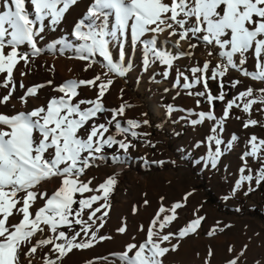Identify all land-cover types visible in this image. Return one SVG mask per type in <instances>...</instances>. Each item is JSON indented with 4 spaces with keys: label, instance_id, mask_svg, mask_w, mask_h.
Listing matches in <instances>:
<instances>
[{
    "label": "snow or ice",
    "instance_id": "1",
    "mask_svg": "<svg viewBox=\"0 0 264 264\" xmlns=\"http://www.w3.org/2000/svg\"><path fill=\"white\" fill-rule=\"evenodd\" d=\"M77 3L78 0H30L29 10L26 0H2L0 89L4 91L0 92V106L6 108L16 98L14 71L18 65L23 62L28 67L45 52V47L40 46L46 39L44 33L58 30L66 14ZM164 34L167 38L161 41ZM71 36L79 43L54 38L46 44V49L58 51L61 55L66 50H74L75 56L70 58L84 61V71L97 64L103 71L91 79L66 80L54 88L61 95L51 97L46 105L31 110L0 112V264H34L42 249H47L39 257L42 264H63L64 258L73 250L91 249L98 243L113 239L99 233L106 225L111 209L110 197L119 174L107 176L95 187L91 178L85 180L83 177L100 161L124 162L129 150L137 147L133 141L150 135L137 131L149 125L148 119L129 118L121 122L120 118L125 117L126 110L131 107L126 101L117 108H108L104 104L115 78H125L134 67L126 43L132 50L141 52L143 71H148L157 62L165 66L164 78L169 77V70L176 60L192 58L194 52L191 50L200 45L207 50V57L216 60L214 65L212 59H205L202 66L190 67L191 78L177 69L173 84L174 88L180 87L190 96L204 97L211 106L207 112L185 110L188 116L197 117L190 120L192 126L205 120L214 122L211 134L206 137L207 154L196 160L197 164L217 169L221 157L238 140L235 134L227 142L221 137L234 107L249 115L243 120L245 129L260 124L250 117L254 105H264V87L258 90V95L251 86L240 91L227 101L220 117L214 115L213 101L225 100L227 93L223 91V78L231 70L252 81L264 83V0H89V6L74 24ZM173 37L176 39L172 40ZM182 42L187 43L189 50H181ZM169 43L170 48L167 47ZM250 54L255 61L254 70L246 67ZM20 74L24 76L26 72ZM181 78L183 84L180 83ZM208 80L218 81L219 95L211 94ZM241 83V80L233 79L230 87L236 88ZM47 84L51 85L52 81ZM199 84H203L204 91H191ZM45 86L26 87L21 81L19 89L24 90L18 97L21 105L26 106L29 98L37 97L39 89ZM82 87L96 89V96L77 99ZM120 92L122 98L123 89ZM196 103L199 106L201 101L197 99ZM173 111L172 105L167 106L166 114ZM258 111L264 113V107ZM104 113L110 115L103 122H98ZM141 115L147 116V113ZM188 116L180 119L187 121ZM236 119L242 118L237 116ZM145 143L150 147L156 146L151 141ZM204 143L199 141L194 147L199 148ZM247 145L248 149L241 155L240 176L231 189L233 195L246 183H264V139L252 135ZM114 147L116 152L106 156V150ZM249 157L260 164L255 174L248 167ZM152 163L162 165L165 161ZM54 180L59 184L49 195L43 186ZM252 190L249 187L244 195ZM189 196L191 193L185 194L183 200ZM39 201L43 204L37 207ZM182 207V202L173 203L170 209L161 204L142 242L133 240L120 251L97 259L104 264H164L167 254L177 251L180 241L195 234L205 219L195 215L177 232H166L165 229L177 219V210ZM85 211L88 213L86 219ZM198 212L199 209L196 210ZM17 217L18 221L15 220ZM224 227L218 230L222 232ZM216 230L209 231L208 235L213 236ZM140 231H144L143 225ZM117 232L126 233V224ZM173 239L176 243H172ZM246 249L247 245L227 264H238ZM228 251L233 252L234 248L229 246ZM212 254L209 250V257ZM86 264L95 262L89 260ZM205 264L209 261L206 260Z\"/></svg>",
    "mask_w": 264,
    "mask_h": 264
},
{
    "label": "rangeland",
    "instance_id": "2",
    "mask_svg": "<svg viewBox=\"0 0 264 264\" xmlns=\"http://www.w3.org/2000/svg\"><path fill=\"white\" fill-rule=\"evenodd\" d=\"M26 7L31 10L30 1L26 2ZM61 25L62 23L56 31L44 33L46 39L41 42L40 46L45 47V52L41 55L48 56L50 51L46 49V44L54 38L58 39L62 36L59 31ZM161 37L165 40L167 34ZM175 39L176 37L172 38V40ZM193 42L195 43V41ZM126 47L129 49V58L133 60L134 67L125 78H115L114 84L104 98V104L108 108H117L126 101L131 107L126 110V116L120 118L121 122L123 123L129 118L148 119L149 125L143 126L137 131L150 135L133 141L137 147L129 150L124 162L113 164L109 159L100 161L98 166L87 170L83 179L91 178L93 187L103 182L107 176L114 173L119 174L118 183L110 197L111 209L106 218V225L99 233L100 235H110L113 239L98 243L91 249L73 250L68 255H85L86 260L79 264H86V261L89 260H93L95 264H104L97 258L118 252L126 243L133 240L142 242L145 239L147 227L161 204L166 209H170L173 203L182 202L184 207L177 210V219L165 229L166 232H177L194 219L195 215L203 216L205 219L195 234H190L180 241L177 251L167 254L164 264H205L206 260L209 261V264H227L228 260L235 258L244 250L245 245H247V249L239 257L238 264H264V183L260 185H256L254 181L250 185L246 183L236 195H233L231 191L235 180L240 176L239 169L243 164L241 155L248 149L249 137L255 135L259 139H264V113L258 111L264 105H254L250 118L258 120L260 124L247 129L243 127V120L248 119L249 115L234 107L231 110L230 118L224 124L225 130L221 137L227 142L232 134H235L238 140L233 142L231 150L221 157L217 169H212L210 166L205 167L203 163L197 164L196 160L207 154L206 137L211 134L210 129L214 122L205 120L200 125L192 126L190 120L197 117L188 116V112L185 110L207 112L211 106L204 97L190 96L182 88H174L173 84L176 81L177 69L191 78L192 74L188 70L190 67L197 64L202 66L205 59L212 58L207 57V50L203 45H200L191 50L194 52L192 58L184 57L176 60L169 70V77L164 78L162 73L165 66L157 62L145 72L142 69L141 52L132 50L128 43H126ZM181 50H189L187 43H181ZM212 63L214 65L216 60L212 59ZM254 64V58L250 54L246 67L249 70H254ZM18 69L14 71L17 83V90L14 93L16 98L6 108L1 106L0 112L11 113L21 109L25 110V108L31 110L35 106L34 103L37 102L39 106L46 105L47 100L51 97L61 95L54 91V88L60 84L52 79H45L25 85L26 87L36 84H45L46 86L39 89L37 97L29 98L26 106L21 105L18 97L23 94L24 90L19 89L21 81L19 77H16ZM101 71L103 70L99 65H95L88 70L87 79H91ZM208 75L210 76L211 73L209 72ZM223 79L225 85L223 91L227 95L224 101H213V111L216 117L222 116L227 101L233 99L246 87L251 86L256 89L257 95L259 94L258 90L264 87V83L242 77L235 70H231ZM233 79H239L242 83L236 88H232L230 81ZM48 81H52V84H47ZM183 82V78H181L180 83L183 84ZM121 89H123L122 98ZM165 89L168 91L165 92ZM208 89L213 96L219 95L221 91L216 80H208ZM204 90L203 84H199L191 91ZM0 92H3V89H0ZM178 92L179 95H177ZM95 96L96 89L82 87L79 89L77 99H91ZM197 99L201 101L199 106L196 103ZM153 103L159 109L156 113L152 111ZM169 105L174 107V111L171 114H166V108ZM142 113H147V116L141 115ZM109 115V113H104L99 117L98 122H103ZM184 116H188L187 121L180 119ZM237 116L242 119H236ZM145 141H151L156 146L150 147ZM199 141L205 143L199 148L194 147ZM115 152V147L107 149L105 155L111 156ZM120 155L123 153L121 152ZM161 160L165 161L162 165L152 163V161ZM171 161L176 163L173 164ZM248 167L255 174L260 164L249 157ZM244 174L246 175L247 172ZM54 182V186L57 187L59 181L54 180ZM249 187L254 190L249 191L248 195H244ZM187 193H191V196L184 201L183 197ZM225 196H228L229 199L225 200ZM161 197L164 199L161 200ZM145 200L148 201L147 204L144 203ZM42 204L43 201H39L36 206L39 207ZM134 207L136 208L135 212H133ZM237 208L240 210L237 211ZM197 209H199L198 213H196ZM87 214L85 211V219ZM124 224L127 226V232L119 234L117 229ZM141 225L144 226V231H140ZM220 227H224V231H219ZM213 229H217L215 234L209 236L208 232ZM64 230L67 231V229ZM172 243H176V240L173 239ZM229 246L234 248L233 252L228 251ZM209 250L213 253L211 257L208 255Z\"/></svg>",
    "mask_w": 264,
    "mask_h": 264
},
{
    "label": "bare ground",
    "instance_id": "3",
    "mask_svg": "<svg viewBox=\"0 0 264 264\" xmlns=\"http://www.w3.org/2000/svg\"><path fill=\"white\" fill-rule=\"evenodd\" d=\"M28 1L30 0H26V2ZM0 6L2 10V0H0ZM88 6L89 0H78L77 5L72 7L63 19L62 25L59 29L62 36L58 37V39L69 40L74 44L79 43L78 41H75L74 38L71 36V31L73 29L74 24L82 18ZM160 40L164 41L162 37L160 38ZM170 45L171 44L169 43L167 47L170 48ZM134 53L132 54V57L134 56ZM74 56L75 52L71 49L66 50L63 55H61L58 51L48 52V56L40 55L39 57L35 58L31 65L28 67H25L23 62L20 63V65H18L19 69L17 70L18 74L16 77H19L20 81H22L25 85H28L30 83L41 82L45 79H52L54 82H58L60 85L63 84L66 80L72 78L87 79L88 71H84L85 62L70 58ZM22 71L26 72V75L21 76L20 73ZM34 104V107L39 106L37 102ZM151 106L153 112L156 113L159 111L158 106L156 104L153 103ZM54 183L55 182L53 181L43 186L44 189L47 190L49 195H51V193L56 188L54 186ZM15 220L18 221V217L15 218ZM46 251L47 249L40 250L34 264H42V261L39 257L42 256L43 252ZM84 260H86V256L82 254L72 256L68 255L64 258L63 264H79Z\"/></svg>",
    "mask_w": 264,
    "mask_h": 264
}]
</instances>
